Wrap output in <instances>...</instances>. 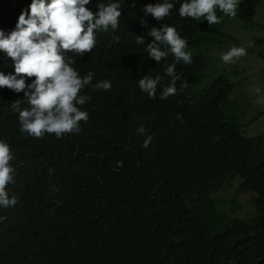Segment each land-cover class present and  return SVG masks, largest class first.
Instances as JSON below:
<instances>
[{"label": "trees", "instance_id": "16d2710c", "mask_svg": "<svg viewBox=\"0 0 264 264\" xmlns=\"http://www.w3.org/2000/svg\"><path fill=\"white\" fill-rule=\"evenodd\" d=\"M26 1L0 0L5 34L15 29V13ZM108 1L86 7L95 12ZM123 1L118 30L97 32L94 49L75 58L81 76L92 71L93 83L111 82L109 91H82L91 99L80 106L89 119L78 132L39 139L22 133L0 90V140L14 156L8 191L18 199L0 208L6 217L0 264H264V135L248 136L224 118V102L236 87L226 72L205 84L218 69L209 65L217 61L212 48L231 37L227 23L244 28L264 0L239 1L235 18L218 12L222 22L211 27L180 18L183 0H169L175 7L164 21L143 12L164 0ZM164 23L187 40L192 63L176 65L177 95L161 100L170 81L165 61L150 69L147 46H137L135 36ZM6 59L0 52V72L7 75ZM173 62L169 54L166 63ZM157 73L164 79L150 99L138 80ZM182 82L187 88L180 92ZM141 125L153 137L148 148L136 131ZM233 179L234 200L243 191L253 195L246 217L220 211L224 201L211 197Z\"/></svg>", "mask_w": 264, "mask_h": 264}, {"label": "clouds", "instance_id": "9594fccd", "mask_svg": "<svg viewBox=\"0 0 264 264\" xmlns=\"http://www.w3.org/2000/svg\"><path fill=\"white\" fill-rule=\"evenodd\" d=\"M126 2L109 0L108 3H99L93 12L86 7L91 0H27L15 13L19 15L15 29L8 34V30L6 34L0 30V52L7 56L5 61L10 71L7 75L0 72V90L3 98L11 101L12 110L18 113L22 133L38 139L45 134L62 138L65 134L78 132L81 122L88 121L89 114L80 106L91 97L82 91L86 87L93 91H109L111 82L93 83L95 73L92 71L81 76L73 67L75 58L94 49L97 32L118 30L121 10H124L121 3ZM174 7V3L164 0L144 5L143 12L144 16L151 14L157 21H164ZM238 7L239 0H183L178 13L182 19L206 20L211 27L222 22L218 12L235 18ZM140 23L147 26L146 19ZM142 34L144 36H135V44L147 46L149 60L145 59L149 68L153 70L154 66L156 68L157 64L165 61L164 75L170 78L167 86L162 87L159 98L166 100L176 96V82L181 80L176 65L192 63V55L186 51L187 40L182 38L176 27L165 23L159 28L150 27ZM148 36L152 40L145 38ZM169 54L174 57L171 64L166 63ZM246 55V47L233 46L222 54L221 59L225 64H234ZM163 79L159 73L154 76L146 74L138 80V87L150 99H156ZM185 88L187 83L182 82L179 91L183 92ZM254 91L259 94L260 89L257 87ZM257 102L264 103V98ZM136 131L145 135L142 146L148 148L153 137L146 135L143 125ZM13 159L10 145L0 140V208L6 209L18 202L16 195L10 196L8 191V186L15 183V169L10 163ZM4 219L6 217L0 216V221Z\"/></svg>", "mask_w": 264, "mask_h": 264}, {"label": "rangeland", "instance_id": "374dc122", "mask_svg": "<svg viewBox=\"0 0 264 264\" xmlns=\"http://www.w3.org/2000/svg\"><path fill=\"white\" fill-rule=\"evenodd\" d=\"M241 1V0H239ZM244 28L229 22L228 33L233 36L225 40L221 47H213L211 55L217 61L209 62L212 67L217 66V71L210 75L205 84H209L217 74L226 72L230 81L236 84L235 89L224 102V118L236 121L244 134L264 135V103L258 99L264 98V2L261 1L255 9L252 20L243 22ZM233 46H244L247 55L241 57L234 64H225L221 56ZM215 76V77H214ZM211 79V80H210ZM259 88L257 94L254 89ZM238 187V180L233 179L226 188L212 193L211 197L224 201L220 211L236 212L237 215L246 217L251 214V194L245 191L235 199L234 192ZM219 211V212H220Z\"/></svg>", "mask_w": 264, "mask_h": 264}, {"label": "bare ground", "instance_id": "6f19581e", "mask_svg": "<svg viewBox=\"0 0 264 264\" xmlns=\"http://www.w3.org/2000/svg\"><path fill=\"white\" fill-rule=\"evenodd\" d=\"M142 19L144 18V17H141ZM145 19V18H144ZM147 22H148V20H147ZM150 29V28H149ZM113 49V48H112ZM102 51V50H101ZM109 52H107V54H108ZM104 54H105V52H104ZM107 54H106V56H107ZM13 121H15V120H13ZM13 128V127H12ZM9 142V141H8Z\"/></svg>", "mask_w": 264, "mask_h": 264}]
</instances>
